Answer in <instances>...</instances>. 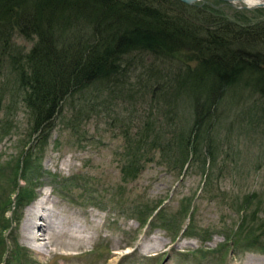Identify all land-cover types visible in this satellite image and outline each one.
Returning a JSON list of instances; mask_svg holds the SVG:
<instances>
[{"label": "rangeland", "instance_id": "374dc122", "mask_svg": "<svg viewBox=\"0 0 264 264\" xmlns=\"http://www.w3.org/2000/svg\"><path fill=\"white\" fill-rule=\"evenodd\" d=\"M13 44L24 50L11 51L31 47L19 37ZM191 55L177 54L168 67H183ZM2 57L0 120L8 123L0 135V195L11 207L0 214V264H264V98L235 90L212 105L213 118L191 136L198 151L181 171L168 153L182 159L177 138L190 132L193 102L181 97L178 114L171 113L168 102L154 98L158 81L146 83L138 70L123 94L94 86L66 99L37 141ZM12 97L16 103L6 110ZM150 114L164 131L166 143L158 145L164 151L150 149L137 178L124 180V134L139 131ZM44 195L59 208L58 222L73 221L63 229L76 236L54 238L46 249L44 241H26L23 231L27 211ZM141 212L152 213L145 224Z\"/></svg>", "mask_w": 264, "mask_h": 264}, {"label": "trees", "instance_id": "16d2710c", "mask_svg": "<svg viewBox=\"0 0 264 264\" xmlns=\"http://www.w3.org/2000/svg\"><path fill=\"white\" fill-rule=\"evenodd\" d=\"M215 4L219 2L0 0V51L7 50L0 59L6 55L9 60L16 93L22 95L33 120V133L40 135L37 141L66 99L94 86L114 97L123 94L129 74L139 70L146 83L158 81L152 88L157 94L154 98L159 105L168 102L171 113L178 114L177 100L181 97L193 102L190 132H179L177 138L182 159L178 161L173 151L168 153L180 162L177 169L185 170L198 151L191 136H199L203 125L213 118L212 105L235 90L264 98V9L240 10ZM15 37L31 43L27 52L11 51L24 50L13 44ZM181 52L192 55L183 67H168L179 61L176 57ZM157 70L160 72L154 75ZM14 99L9 100L10 106L6 104V110L16 103L11 102ZM155 109L158 113V107ZM154 116L150 114L136 133L124 134L128 143L121 165L124 180H135L142 169L140 159L145 160L150 149L166 143ZM6 120H0L2 136L6 135ZM6 202L7 197L0 195V214L11 207V202ZM139 215L145 224L152 213Z\"/></svg>", "mask_w": 264, "mask_h": 264}, {"label": "bare ground", "instance_id": "6f19581e", "mask_svg": "<svg viewBox=\"0 0 264 264\" xmlns=\"http://www.w3.org/2000/svg\"><path fill=\"white\" fill-rule=\"evenodd\" d=\"M244 4L250 7H255L258 5L264 6V0H249ZM35 206L36 207L30 208L26 214V219L23 227L24 239L26 241H30L33 243L39 240L44 241L45 243H43L42 246L46 249L47 245L51 244V241L54 238L69 239L76 237L72 233H68L67 230L63 229V225L65 223L70 225L73 224V221H71L70 219H63L64 222H60L62 221L60 219L59 223L58 217L55 213L57 212V210H59V208H57L56 204L50 201L46 195H44V198L40 202L38 201ZM87 239L88 238H86V240ZM41 254H43V252H41ZM118 259L119 257H116L113 263L117 262Z\"/></svg>", "mask_w": 264, "mask_h": 264}, {"label": "water", "instance_id": "95a60500", "mask_svg": "<svg viewBox=\"0 0 264 264\" xmlns=\"http://www.w3.org/2000/svg\"><path fill=\"white\" fill-rule=\"evenodd\" d=\"M181 2L188 4V5H193L196 4L197 2H201L204 0H180ZM214 1H220V2H227L230 3L232 5L236 4V3H246L249 0H214ZM257 8H264L263 5H258L255 7H250V6H242L240 7V9H246V10H252V9H257Z\"/></svg>", "mask_w": 264, "mask_h": 264}]
</instances>
